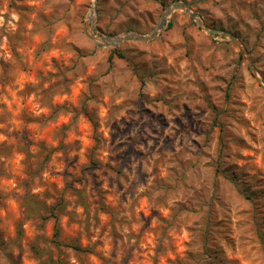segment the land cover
<instances>
[{"label": "rangeland", "instance_id": "374dc122", "mask_svg": "<svg viewBox=\"0 0 264 264\" xmlns=\"http://www.w3.org/2000/svg\"><path fill=\"white\" fill-rule=\"evenodd\" d=\"M0 264H264V0H0Z\"/></svg>", "mask_w": 264, "mask_h": 264}, {"label": "water", "instance_id": "95a60500", "mask_svg": "<svg viewBox=\"0 0 264 264\" xmlns=\"http://www.w3.org/2000/svg\"><path fill=\"white\" fill-rule=\"evenodd\" d=\"M183 11L187 14L192 20H194L197 25L209 36H220L233 45H235L241 54H243L247 60L248 66L252 73L255 75L257 80L263 84L262 80L258 77L257 71L253 66L252 60L248 51L246 50L243 43L238 39V37L230 32L225 30H214L210 29L201 18H199L189 6L182 2H176L170 6H168L162 13L161 18L159 20L158 26L156 30L150 36H144L136 33H130L122 37H110L107 36L103 42H98L94 37H91L92 40L99 46V47H117L126 41H137V42H150L154 40L159 34L165 29L169 19L177 12ZM95 15V14H94ZM89 21L91 22V26L94 27V19L93 16H89Z\"/></svg>", "mask_w": 264, "mask_h": 264}, {"label": "trees", "instance_id": "16d2710c", "mask_svg": "<svg viewBox=\"0 0 264 264\" xmlns=\"http://www.w3.org/2000/svg\"><path fill=\"white\" fill-rule=\"evenodd\" d=\"M119 57H120V58H122V55H121V54H119ZM76 250H78V248H76Z\"/></svg>", "mask_w": 264, "mask_h": 264}, {"label": "bare ground", "instance_id": "6f19581e", "mask_svg": "<svg viewBox=\"0 0 264 264\" xmlns=\"http://www.w3.org/2000/svg\"><path fill=\"white\" fill-rule=\"evenodd\" d=\"M90 17H92V16H90Z\"/></svg>", "mask_w": 264, "mask_h": 264}]
</instances>
